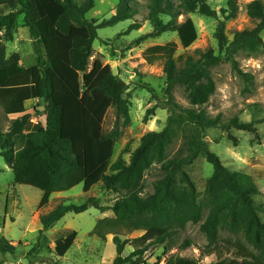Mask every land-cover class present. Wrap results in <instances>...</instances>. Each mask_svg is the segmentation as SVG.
Wrapping results in <instances>:
<instances>
[{"label":"trees","instance_id":"1","mask_svg":"<svg viewBox=\"0 0 264 264\" xmlns=\"http://www.w3.org/2000/svg\"><path fill=\"white\" fill-rule=\"evenodd\" d=\"M142 7L137 0H119L115 15L102 22L88 20L87 14L96 7V0H0V105L6 115H20L7 133L0 131V155L11 167L15 184L30 186L43 192L39 209L49 206L56 193L71 191L83 185L88 194L102 184L104 189L119 195L110 208L113 218L99 220L92 236L106 240L113 235L117 256L113 264H151L144 260L151 247L165 245L164 255L172 250L173 239L188 224H201L208 239L207 255L217 254L215 264H264V223L261 213L264 204L256 202L260 194L255 179L243 172L231 171L214 154L206 142V132L221 129L245 131L260 141L257 126L264 118L251 122L233 118L223 122L221 116L211 117L206 107L216 93L213 69L231 63L233 69L251 82L252 77L239 67L236 56L240 52L256 53L264 50V2L255 0L247 5L248 16L256 27L234 33L231 41L226 22L237 18V0H228L221 10L224 20L215 31L218 49L196 50L178 56L198 40V29L189 17L198 14L216 19L218 13L208 0H145ZM146 10L143 22L137 15ZM7 11H10L7 13ZM24 16L25 27L36 41L39 54L31 68L21 65V56H7L6 43L13 42L18 19ZM184 18L180 21V18ZM133 20L127 32L140 31L148 22L153 31L137 38L134 46L176 34L180 45L170 42L149 47L143 58L149 65L163 63L166 77L163 106L170 111L162 131L145 134L139 146L131 145L111 164L115 147L124 131L132 123V97L129 84L115 75L110 66L97 59L90 70L94 42L100 29L114 27ZM177 87H182L189 102L183 107L175 100ZM44 104L46 123L34 124L27 103ZM160 106L149 108L145 122ZM111 108L117 116L116 127L106 132L104 122ZM182 138L180 154L168 158L170 147ZM235 145L238 140L228 135ZM222 140L219 139L217 143ZM130 155V161L124 155ZM214 168L208 179L203 200L195 182L185 171L199 158ZM164 173L152 194L147 193L145 178L156 167ZM107 211L100 201L89 198L83 204L62 203L40 217V236L68 213L82 214L90 208ZM144 232L140 237L122 240L121 236ZM235 238H221V232ZM78 233L72 231L55 241V254L65 257L74 246ZM39 244L32 251L35 252ZM193 243L186 239L180 251ZM127 247L133 249L127 257ZM2 251L5 247L0 246ZM235 253V258H225ZM159 259L157 263L160 264ZM166 264H200L179 253L170 255Z\"/></svg>","mask_w":264,"mask_h":264},{"label":"rangeland","instance_id":"2","mask_svg":"<svg viewBox=\"0 0 264 264\" xmlns=\"http://www.w3.org/2000/svg\"><path fill=\"white\" fill-rule=\"evenodd\" d=\"M83 1V0H79ZM255 0H237V18L226 22V32L232 41L235 32L251 30L256 23L247 14V5ZM264 2V0H262ZM142 7L146 6L145 0H137ZM178 4V0H175ZM211 7L217 11L216 19L204 18L198 14H190L198 29V40L188 50L180 45L176 34H165L161 38L149 40L142 45L134 46L133 42L140 36L153 31V27L145 22L140 31H128L133 20L121 22L114 27L100 29L98 39L94 42V53L91 59L90 70L94 62L99 59L104 66H110L113 73L129 84L131 94V117L132 123L124 131L123 137L116 144L114 157L111 164L115 163L122 152L131 145L134 151L140 144L141 138L152 131H162L170 117V111L163 106L167 100L164 93L166 77L163 63L149 65L143 58V52L149 47L176 42L180 45L178 56L185 53L193 54L196 50L208 48L218 49L214 34L218 24L224 20L221 10L227 8L228 0H208ZM119 0H96V7L87 14L88 20L102 22L111 19L115 13ZM10 11H7V13ZM146 10L137 15L136 19L143 22ZM184 18H180L183 21ZM264 40V32L262 33ZM36 41L30 31L25 27L24 16L18 19V26L13 42L6 43L7 56L18 53L21 56V65L31 68L37 64L39 54L36 52ZM239 67L248 76L252 77L249 82L235 71L231 63H223L213 69V78L216 82L217 91L211 97L206 107L208 114L215 118L221 116L222 121L228 122L233 118L251 122L264 118V50L256 53L240 52L236 56ZM175 100L183 107H189V102L182 87H177ZM160 106L153 117L145 122V115L149 108ZM28 113L32 116V122L46 123L44 104L39 101L27 103ZM20 115H6L0 105V131L7 133L12 122ZM117 125V116L114 108H111L104 122L106 132L113 130ZM260 141L245 131L231 130L229 134L221 129H211L206 132V142L210 150L216 154L231 171H238L252 176L260 190L255 197L256 202L264 204V124L257 126ZM228 135L238 140L235 145L227 139ZM221 139L220 143H217ZM184 140L178 138L170 147L168 158L177 157ZM130 155H124L129 162ZM185 171L195 182L200 200H203L208 179L212 176L214 168L205 159L199 158L193 165L185 167ZM164 176L161 166H156L145 178L146 191L154 192L157 181ZM83 185H79L71 191L56 193L51 197L49 206L39 209L43 198V192L30 187L15 184L13 170L8 166L0 155V264H113L117 256L116 246L113 243V235H108L106 240H101L91 234L95 230L99 220L113 218L110 208L114 205L119 195L107 192L103 185L94 187L88 194L84 193ZM89 198L100 201L107 208L105 212L97 208H90L82 214L68 213L61 221L57 222L51 230L40 236L42 224L40 217L48 214L62 203L83 204ZM207 212L204 215V221ZM264 223V213H261ZM203 221V222H204ZM202 222V223H203ZM188 224L187 228L173 239L172 250L168 255L165 253V245H157L150 248L144 260L151 264H166L170 255L179 253L183 257L197 260L200 264H215L219 257L217 254L207 255L206 248L208 239L201 231V224ZM76 231L78 237L68 254L61 258L55 254V241ZM144 232H134L121 236L122 240L140 237ZM221 238H235L228 232H221ZM188 239L193 245L180 251V246ZM35 252L32 253L35 246ZM133 249L127 247L123 256L127 257ZM225 258H235V253L227 254Z\"/></svg>","mask_w":264,"mask_h":264}]
</instances>
